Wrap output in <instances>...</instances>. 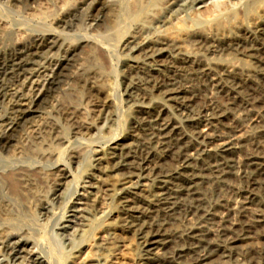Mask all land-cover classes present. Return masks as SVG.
<instances>
[{
    "label": "bare ground",
    "instance_id": "bare-ground-1",
    "mask_svg": "<svg viewBox=\"0 0 264 264\" xmlns=\"http://www.w3.org/2000/svg\"><path fill=\"white\" fill-rule=\"evenodd\" d=\"M219 1L182 0L151 14L154 0L129 6L134 18L147 20L127 37L120 61L126 115L120 137L96 147L84 168L66 220L80 228L66 264H111L107 257L119 240L134 242L131 264H264V0H252L227 19L212 21L210 15L206 27L181 18L210 2L209 13L219 14ZM35 2L34 11H41L43 2ZM102 14L116 26L118 8L104 7ZM87 47L73 57L91 52ZM66 67L55 73L47 95L68 76ZM107 77L99 60L71 79V92L76 100L99 98L111 105ZM68 101L57 112L84 132L91 125L88 114ZM37 109L20 111L4 146ZM108 118L112 131L117 120ZM53 124L43 123L35 139L60 137ZM34 148L28 147L29 154ZM62 172L58 168L50 180ZM20 181L41 195L43 185L32 175L24 172ZM102 204L107 212L97 209ZM0 208L10 214L7 204Z\"/></svg>",
    "mask_w": 264,
    "mask_h": 264
},
{
    "label": "rangeland",
    "instance_id": "rangeland-1",
    "mask_svg": "<svg viewBox=\"0 0 264 264\" xmlns=\"http://www.w3.org/2000/svg\"><path fill=\"white\" fill-rule=\"evenodd\" d=\"M37 1L43 2L44 12L34 11L38 10L35 0H0V44H3L0 53V206L5 203L10 208L8 215L0 208V264L67 263L66 257L77 245L76 234L80 228L77 223H74L75 226L67 225L66 220L85 181L84 168L92 151L96 147L106 148L120 137V126L127 109L119 74L120 61L124 55L125 41L133 33L139 32L138 28H142L147 20L138 21L129 12V6L134 0H66L63 6L58 0ZM180 1L182 0H154L151 7L153 10L149 14L173 7ZM251 1L221 0L219 2L224 10L214 15L209 13L214 7L210 2L207 7H201L198 13L190 9L181 18L185 16L183 19L187 21L198 20L202 27H206L212 23L210 19H227L231 14L239 13ZM227 3H231L229 7ZM110 5L119 11L116 26L102 14V9ZM202 12L205 13L204 16L201 15ZM17 40H21L22 45H18ZM86 44L91 47H87L88 50L93 52H78L73 57ZM99 60L110 82L111 105L99 98H94L89 103L85 99L77 101L71 92V79L82 68L95 66L97 63L99 65ZM62 67H66L68 76L62 79L61 84L55 88V93L49 96L48 84ZM63 100L81 105L88 114L90 128L87 127L78 134L73 125L66 122L57 112ZM89 105H94L93 108L100 111L95 109L97 113L92 114L93 108ZM33 107H37L38 112L32 114L30 120L13 133L11 145L4 146V139L10 133L20 111H29ZM111 115L116 118L118 129L108 131V117ZM45 122L54 123L60 134L57 133V136L60 137L55 135L38 142L35 134ZM31 145L37 152L29 154L27 149ZM58 168L63 169L62 174L56 181H51L50 176ZM23 171L32 175L40 188L43 185L41 195L27 191L21 184ZM98 191L102 196L101 190ZM97 209L108 211L104 204ZM114 232L119 239L123 238L119 230ZM133 245V241L119 240L117 247L112 250L114 252L111 251L107 257L108 261L111 264H131Z\"/></svg>",
    "mask_w": 264,
    "mask_h": 264
}]
</instances>
